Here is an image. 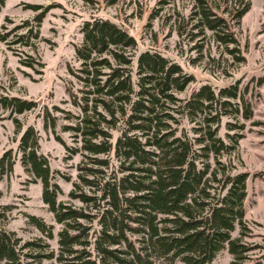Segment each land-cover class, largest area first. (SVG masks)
Instances as JSON below:
<instances>
[{"label": "trees", "instance_id": "obj_1", "mask_svg": "<svg viewBox=\"0 0 264 264\" xmlns=\"http://www.w3.org/2000/svg\"><path fill=\"white\" fill-rule=\"evenodd\" d=\"M197 2L215 41L242 58L236 53L231 21L237 24L250 2ZM4 3L0 0V7ZM16 29L0 33V41ZM28 29L29 35L22 33L14 42L29 45L33 30ZM81 32L82 43L75 46L80 63L69 67L81 84L66 87L79 112L67 110V117L75 120L62 125L80 144H67L55 132L71 153L86 158L78 164L79 189L68 192L80 204L58 199L61 187L39 150L38 130L26 126L18 143L20 161L41 181L42 200L61 224L57 249H49L42 237L21 241L0 227V264H37L43 259L49 260L45 264H210L225 246L233 255L231 263H239L255 247L231 234L236 223L247 233L248 172H230L222 164L218 156L234 144L218 130L230 112H241L245 119L252 116L245 88L237 82L218 88L204 83L181 97L177 92L194 76L179 62L160 51L144 50L133 67L136 38L108 18L85 20ZM35 105L30 98L0 95V107L11 113ZM226 122L229 129L244 127ZM14 154L4 151L0 166L11 167ZM210 157L220 165L212 166ZM27 218L47 238L54 237L53 224L33 213Z\"/></svg>", "mask_w": 264, "mask_h": 264}, {"label": "rangeland", "instance_id": "obj_2", "mask_svg": "<svg viewBox=\"0 0 264 264\" xmlns=\"http://www.w3.org/2000/svg\"><path fill=\"white\" fill-rule=\"evenodd\" d=\"M248 1L249 9L239 22L231 21L238 39L236 53L242 54L237 58L215 41L197 0H5L0 7V33L20 28L0 41V95L30 98L36 105L21 113L0 107V156L8 149L15 153L11 167L8 163L0 166V227L13 231L21 241L42 237L49 249H57L56 233L61 224L42 200L41 181L20 161L19 138L26 126L37 128L39 150L48 157L53 180L61 187L58 199L79 205L80 201L68 192L79 189L78 164L86 158L80 152L71 153L56 139L55 132L67 144H80L72 131L62 129L64 123L75 120L67 117L69 112H79L70 102L66 87L77 88L81 83L69 67L76 68L80 63L75 46L82 43L83 22L108 18L136 38L137 47L131 50L133 67L140 51H160L193 74V80L177 92L179 96L188 97L204 83L218 88L237 82L245 88L253 114L249 119L241 112L222 117L218 134L234 148L218 158L230 172H248L244 199L247 233L242 234L236 223L231 234L255 247L237 264H264V0ZM39 14L40 20L36 18ZM219 14L230 16L227 12ZM29 27L33 30L29 45L14 42L20 34H27ZM227 120L244 127L229 129ZM226 132L235 135L230 137ZM210 160L212 166L220 165L213 157ZM29 213L53 224L54 237L47 238L31 224ZM232 259L225 246L210 264H232Z\"/></svg>", "mask_w": 264, "mask_h": 264}]
</instances>
